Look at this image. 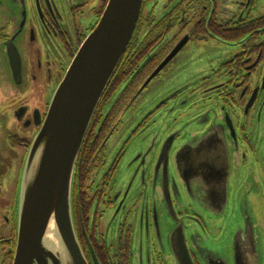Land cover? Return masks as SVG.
<instances>
[{
  "label": "flooded vegetation",
  "instance_id": "af4514ba",
  "mask_svg": "<svg viewBox=\"0 0 264 264\" xmlns=\"http://www.w3.org/2000/svg\"><path fill=\"white\" fill-rule=\"evenodd\" d=\"M143 2L76 164L86 260L179 264L178 235L193 264H264V0ZM107 3L0 0V264L16 257L26 155Z\"/></svg>",
  "mask_w": 264,
  "mask_h": 264
},
{
  "label": "water",
  "instance_id": "95a60500",
  "mask_svg": "<svg viewBox=\"0 0 264 264\" xmlns=\"http://www.w3.org/2000/svg\"><path fill=\"white\" fill-rule=\"evenodd\" d=\"M143 1L108 0L51 100L20 176L14 264H89L73 219L76 164L96 109L134 36ZM209 158L210 171L213 166L227 171L225 156ZM173 246L179 264H193L182 236L174 237Z\"/></svg>",
  "mask_w": 264,
  "mask_h": 264
},
{
  "label": "trees",
  "instance_id": "16d2710c",
  "mask_svg": "<svg viewBox=\"0 0 264 264\" xmlns=\"http://www.w3.org/2000/svg\"><path fill=\"white\" fill-rule=\"evenodd\" d=\"M130 49L129 48L126 53L124 54V57H123V60L121 61V63L119 64L118 66V69L116 70L115 74L113 75V79L112 81L110 82L109 86L107 87V91H110V89L114 86V84L117 82V81H120L122 79V76L124 74V71H127L130 69V65H131V62H132V59L133 57L130 56ZM130 73V72H129ZM105 93V94H106ZM79 163L77 162V165Z\"/></svg>",
  "mask_w": 264,
  "mask_h": 264
},
{
  "label": "rangeland",
  "instance_id": "374dc122",
  "mask_svg": "<svg viewBox=\"0 0 264 264\" xmlns=\"http://www.w3.org/2000/svg\"><path fill=\"white\" fill-rule=\"evenodd\" d=\"M0 79H1L0 82H3L4 81V78L3 77H0Z\"/></svg>",
  "mask_w": 264,
  "mask_h": 264
}]
</instances>
